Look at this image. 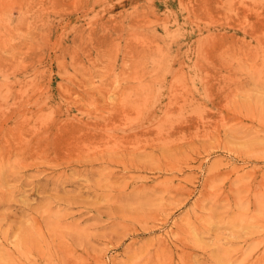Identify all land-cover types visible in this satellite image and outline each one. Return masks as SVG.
<instances>
[{"label": "rangeland", "instance_id": "374dc122", "mask_svg": "<svg viewBox=\"0 0 264 264\" xmlns=\"http://www.w3.org/2000/svg\"><path fill=\"white\" fill-rule=\"evenodd\" d=\"M0 264H264V0H0Z\"/></svg>", "mask_w": 264, "mask_h": 264}, {"label": "bare ground", "instance_id": "6f19581e", "mask_svg": "<svg viewBox=\"0 0 264 264\" xmlns=\"http://www.w3.org/2000/svg\"><path fill=\"white\" fill-rule=\"evenodd\" d=\"M62 128V127H61ZM191 255V254H190ZM221 257V256H220ZM216 259H218V258H216ZM221 261V260H220ZM229 263V262H228Z\"/></svg>", "mask_w": 264, "mask_h": 264}]
</instances>
